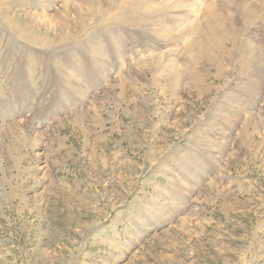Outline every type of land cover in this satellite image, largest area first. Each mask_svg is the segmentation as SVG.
<instances>
[{
  "label": "rangeland",
  "instance_id": "rangeland-1",
  "mask_svg": "<svg viewBox=\"0 0 264 264\" xmlns=\"http://www.w3.org/2000/svg\"><path fill=\"white\" fill-rule=\"evenodd\" d=\"M0 264H264V0H0Z\"/></svg>",
  "mask_w": 264,
  "mask_h": 264
}]
</instances>
